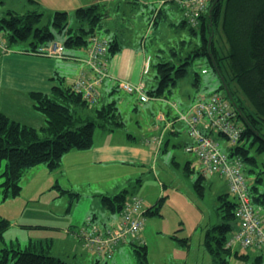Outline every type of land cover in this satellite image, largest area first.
Returning <instances> with one entry per match:
<instances>
[{
	"label": "rangeland",
	"instance_id": "1",
	"mask_svg": "<svg viewBox=\"0 0 264 264\" xmlns=\"http://www.w3.org/2000/svg\"><path fill=\"white\" fill-rule=\"evenodd\" d=\"M133 1L138 4L129 3L120 9L121 17L124 14L126 19H115L113 9L109 8L112 12L110 11L109 17L103 19L97 29V35L102 39L112 40L119 33L131 43L137 41L138 44H143L141 46L151 60L150 70L145 76V90L148 92L155 85V81L157 85L159 83L155 64L162 60L180 64L194 48L202 44V33L199 25L195 28L196 33L191 30V24L180 25L184 16L182 11L178 10L175 17L169 16L175 19L174 25L160 18L159 22L151 27L150 18L154 16L157 4L151 0ZM209 3L211 4V1ZM86 4L87 0H2L0 15L9 9L19 13L42 11L44 15L39 25L50 26L55 33L54 41L64 43L67 29L59 31L52 25L54 12L60 9L68 10L69 24L74 26L75 9ZM30 41L29 39L18 42L13 46L26 47ZM217 41H222L220 33L217 34ZM49 43L51 41L44 45ZM222 49L227 50L224 46ZM66 50L73 49L67 47ZM187 67L188 73L179 79L176 85L171 86L172 91L165 93L162 104L157 107V110L163 112L170 111L171 118L180 111H187L200 96L212 93L226 94L223 81L208 56H197ZM233 86L236 87L235 84ZM101 88L102 85H99V89ZM129 94L132 96V93ZM238 94L246 101L243 93L239 91ZM113 95L120 98L119 95L124 97L127 92L121 94L110 90L106 98ZM136 97L137 94L133 93V104L127 100L124 106L119 104L116 97L125 122L120 133L123 131L124 139L133 143H139L140 140L152 136L150 126L155 122L153 114L157 115L158 112L153 107L149 110L148 103L157 104L153 98L142 105L139 100L136 107ZM104 102L109 103V99ZM173 103L179 108L174 109ZM102 106L101 101H98L94 108L81 105L78 106V112L87 117ZM98 131L101 129L97 128L96 133ZM40 134L41 137L47 135L44 131ZM186 138L187 134L182 131L181 137L172 141L178 143ZM215 139L219 141L220 150L223 152L230 153L231 148L237 145L219 133L215 134ZM172 141L164 145L155 159L154 166L125 161L126 163H111L107 168L97 167L84 173H79L77 169L81 165H87V161L73 152L78 150H72L70 154H64L62 166L58 169L52 170L46 163L25 169L19 180L22 190L18 195L7 193L8 190L4 186L7 160H1L0 216L10 220L11 225L4 232V239H0V248H26L31 242L50 241L51 254L61 257L68 264H224L221 261L223 258L229 260L228 264H245L224 252L220 255L212 254L205 243L207 231L224 220L218 214L217 208L221 204L219 196L228 193L226 178L217 172L205 174L202 181L204 189L200 192L195 183L202 172L201 161L195 152H186L182 145H174ZM249 142L247 140L245 144L248 146ZM249 155L256 157V163L245 160L243 162L249 184L252 186L255 179L261 175L263 183H260L259 187L264 186V173L260 174L264 152H257L252 146ZM188 161L191 162V170L185 168ZM124 188L130 189L131 195L141 196L146 207L158 204L159 212L145 216V232L140 234L141 239L138 238L136 243L132 240L125 241L110 259L101 258L94 250L84 246L79 237V230L90 214H96L97 220L104 225H115L120 213L107 210L101 195H115ZM63 190H70L72 193H64ZM229 199L235 200V195L229 194ZM144 242L146 250L142 247ZM233 250L250 254L252 260L261 253L258 247L245 248L239 243L234 244ZM252 260L247 264H252ZM13 263L11 255L7 264Z\"/></svg>",
	"mask_w": 264,
	"mask_h": 264
},
{
	"label": "trees",
	"instance_id": "2",
	"mask_svg": "<svg viewBox=\"0 0 264 264\" xmlns=\"http://www.w3.org/2000/svg\"><path fill=\"white\" fill-rule=\"evenodd\" d=\"M210 1L211 4L208 3V10L199 17L198 25L202 33V44L194 48L192 53L185 57L180 64L165 60L157 62L155 67L157 68L159 83L147 93L151 97H165L167 91H172L171 86L176 85L179 79L188 73L187 66L194 58L202 55L208 56L211 65L223 81L224 89V84H227L234 97L232 101L227 92L223 95L229 100L233 122L241 128V135L235 142L237 145L231 148L230 153H226L231 157H239L242 164L244 160L256 163V157L250 156L249 152L252 146L255 147L257 152H264V0ZM1 3L2 0H0ZM130 3L138 4L137 1L132 2V0ZM166 5H174L182 9L175 2H169L159 9L156 7L154 16L150 18L151 27L157 24L160 18H163ZM212 5L213 9L209 14ZM110 11L112 12V9L110 10L104 3L79 7L74 12L76 19V25L74 26L69 24L68 11H55L52 25L59 31L67 29V38L64 43L58 42L64 47L63 58L69 57L65 52L67 47H87L88 49L91 38L98 36L97 29L102 24L103 19L110 16ZM43 15L44 13L39 10L19 13L12 9L0 15V34L4 36L3 41H5L7 47L30 39L29 48L24 52L39 55L40 48L48 47L57 42L54 41L55 33L50 26L39 25ZM187 24L190 23L184 16L180 25L186 26ZM197 26L191 25V30L194 33H196L195 28ZM218 33L222 38L221 43L217 41ZM49 41H51L49 45H44ZM223 46L227 50L222 49ZM121 49L122 44L118 36H115L112 40L109 39L108 55L113 56ZM233 84L236 85L235 88ZM239 91L244 94L246 101L239 96ZM212 94L200 96L199 99ZM31 96L35 108L41 111L46 118V125L40 128L16 121L0 111V161L7 160L4 186L8 190L7 193L13 195H18L22 190L19 180L25 169L41 163H46L52 170L58 169L62 165L65 153L73 149L86 150L93 146L97 128L104 131H115L125 125L122 112L116 101H109V103L103 104L101 108L96 109L93 115L89 114L87 117H83L78 112V106L83 105L94 108L97 101L91 105L81 93L74 89L72 84L66 83L64 79L60 81L59 85L54 86L50 93L32 92ZM72 104L75 108L71 106ZM173 108L176 109L174 106ZM178 116L179 113L172 118L170 123L172 124L174 120V122L178 121L186 126L184 122L178 120ZM42 131L47 133L45 137H41L40 133ZM216 133L226 136L221 131H211V136L214 139ZM163 137V135H160L153 138L152 142L155 139H161L160 145H155L156 152L162 149ZM247 140L250 141L248 146L245 144ZM192 144L185 145L184 150L186 151V147ZM185 168L191 170L190 161L186 163ZM201 171L195 186L200 192H203L202 181L205 178L203 167ZM243 171L245 173L244 166ZM262 173H264V162L260 171V174ZM246 180L252 202L260 212L264 227V186L259 187V184L263 183V178L261 175L258 176L252 186L249 184L247 177ZM63 192L72 193L70 190H63ZM229 194L232 193L228 186V193L219 196L221 204L217 208L218 214L224 220L213 225L207 231L205 243L212 254L220 255L224 252L230 257L234 256L237 260L247 264L252 260L251 255L233 250L234 244L239 243L242 247L244 246L240 242L230 244L231 238L240 231L241 222L236 216L237 198L230 200ZM132 196L134 194L131 195L130 189L124 188L115 195L102 194L101 198L107 210L121 213L126 202ZM156 212H159L158 204L146 207L145 216ZM89 216L98 221L96 214H90ZM10 225V220L0 216V239H4V232ZM132 241L136 243V240ZM123 242H120L119 245ZM183 242L187 243L186 240H183ZM144 244L142 247L146 250V243L144 242ZM51 246L50 241L46 243L38 241L31 242L26 248H19L20 246L0 248V264H7L11 255L14 261L13 264H68L61 257L51 254ZM248 247L250 246L245 248ZM258 249L261 250V253L253 258L252 264H264V246L258 247ZM144 254L146 253L144 252ZM221 261L224 264L229 263L227 258H223Z\"/></svg>",
	"mask_w": 264,
	"mask_h": 264
},
{
	"label": "crops",
	"instance_id": "3",
	"mask_svg": "<svg viewBox=\"0 0 264 264\" xmlns=\"http://www.w3.org/2000/svg\"><path fill=\"white\" fill-rule=\"evenodd\" d=\"M130 1L131 0H87L88 4H86V6L95 3H104L109 8L113 9L115 19H126L124 14L121 17L120 9L123 5L129 4ZM151 1L154 3L156 0ZM177 10L182 11V16H185L183 9L174 5H168L164 7L163 18L171 24L175 23V19H171L169 16L172 15L175 17ZM116 36L120 39L122 49L113 56L108 55L107 76L100 84L102 88L99 89V97L97 100V102L101 101L103 104H106L104 101L107 99H109V101H117L118 96L115 95L106 98L110 90L115 92L118 91L121 94L125 93V91H121L118 87L120 81L133 84L144 83L145 85V76L150 70L151 60L144 47L141 46L143 44L140 42L138 44L137 41L131 43L124 35L120 36L119 33L116 34ZM0 38L4 40L3 35H0ZM28 48V46L14 47L10 45L9 52L0 53V111L6 113L10 118L16 121L40 128L46 124V118L41 111L35 108L31 96L32 92L50 93L54 86L60 84L61 80L64 79L66 83L72 84L80 77L81 73L84 72L90 77L92 76V72L89 66L81 60L87 56V47L71 48L73 49L72 51L65 49L66 54L69 56L66 58L39 56L24 52V50ZM114 81L117 83L114 84ZM156 85L157 81H155L153 88L156 87ZM119 97L118 100L120 105L124 106L127 100L133 104V93L131 96L127 92V95L124 97H122V95H119ZM152 98L157 104L152 105V103H148V106H150L149 110L153 107L154 110L158 111L157 115L155 114L156 116L153 114L155 122L151 123L150 126L152 136L146 140H140L139 143H133L124 139L125 137L122 135L125 133L123 131L120 133L121 128L115 131H104L101 129V131L95 132L94 142L91 148L73 151L78 154L79 158H84V160L87 161V165L84 164L78 167L77 170L79 173L90 172L97 167L107 168L111 163H126L125 161L144 166H154L155 159L163 150V146L165 144L168 145L172 139L174 140L177 137L180 138L182 131L187 134V138L179 140L178 143L174 142L175 140L172 141L174 145L180 144L184 147L194 142V139L186 131V126L184 124L178 121L174 122V120L172 124L170 123L172 122V118L169 116L170 111L163 112L162 110H157V107H160V104H162L161 100L163 97ZM137 102L139 103L138 95L135 99L136 107L138 106ZM140 104L142 105L143 103ZM160 135L164 136L163 146L160 151L156 152L155 144L152 141L154 137ZM127 136H129V134H127ZM165 148L167 149V147ZM71 152L72 150L66 154H70ZM86 166L89 167L86 168ZM144 232L145 230L141 233Z\"/></svg>",
	"mask_w": 264,
	"mask_h": 264
},
{
	"label": "built area",
	"instance_id": "4",
	"mask_svg": "<svg viewBox=\"0 0 264 264\" xmlns=\"http://www.w3.org/2000/svg\"><path fill=\"white\" fill-rule=\"evenodd\" d=\"M169 2L180 5L184 15L192 26H197L199 17L208 10L209 0H157L158 9ZM152 25V23H151ZM5 41L0 38V53L9 52ZM109 40L98 36L91 38L87 56L83 60L90 68L92 76L81 73L73 83L76 91L82 94L91 105L99 96V85L107 76ZM39 55L64 57V47L55 42L48 47L40 48ZM117 82L114 81V84ZM118 87L128 93L138 95L141 103L152 98L145 91L144 83L133 84L120 81ZM177 109L176 104H172ZM229 100L221 94L214 93L200 98L186 112H179L178 120L184 122L187 132L194 139L186 151L195 152L202 163L203 172H217L226 178L230 192L238 201L236 216L241 222L240 231L230 240L240 242L244 247L264 246V227L260 212L252 202L243 164L239 157H231L220 150L219 142L211 136V131L223 132L236 142L241 135V128L232 119ZM155 145L161 139H155ZM145 201L139 195L132 196L122 209L115 225H103L92 216H88L84 226L79 230L80 240L84 246L93 249L98 255L111 258L120 242L137 240L145 225Z\"/></svg>",
	"mask_w": 264,
	"mask_h": 264
},
{
	"label": "water",
	"instance_id": "5",
	"mask_svg": "<svg viewBox=\"0 0 264 264\" xmlns=\"http://www.w3.org/2000/svg\"><path fill=\"white\" fill-rule=\"evenodd\" d=\"M216 1H217V0H216ZM212 9H213V5L211 6V8H210V10H209V14L211 13ZM209 39L211 40V37H210ZM222 79H223V78H222ZM224 86H225V90H226V92H227L229 98L233 101L234 97H233V95H232V93H231L229 87L227 86V84H224Z\"/></svg>",
	"mask_w": 264,
	"mask_h": 264
}]
</instances>
